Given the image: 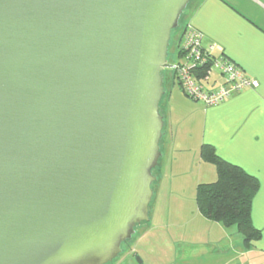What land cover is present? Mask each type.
<instances>
[{
  "label": "water",
  "instance_id": "1",
  "mask_svg": "<svg viewBox=\"0 0 264 264\" xmlns=\"http://www.w3.org/2000/svg\"><path fill=\"white\" fill-rule=\"evenodd\" d=\"M190 2L0 0V264H109L150 220Z\"/></svg>",
  "mask_w": 264,
  "mask_h": 264
},
{
  "label": "crops",
  "instance_id": "2",
  "mask_svg": "<svg viewBox=\"0 0 264 264\" xmlns=\"http://www.w3.org/2000/svg\"><path fill=\"white\" fill-rule=\"evenodd\" d=\"M188 27L202 33L204 47L217 44L214 56L230 58L259 86L206 106L184 93L175 69L166 70L165 135L150 220L138 227L113 264H172L178 257L184 264L189 249L180 244L188 242L191 227L197 258L190 264H264V0H198L189 12ZM222 80L214 70L210 85ZM204 145L258 179L251 216L260 237L251 244L237 227L212 221L199 209L198 185L217 179L216 165L202 156ZM172 221L187 226L174 249L169 238H180L169 226ZM139 254L142 261L135 263L133 255Z\"/></svg>",
  "mask_w": 264,
  "mask_h": 264
},
{
  "label": "trees",
  "instance_id": "3",
  "mask_svg": "<svg viewBox=\"0 0 264 264\" xmlns=\"http://www.w3.org/2000/svg\"><path fill=\"white\" fill-rule=\"evenodd\" d=\"M197 1L198 0H191L186 10L190 7L191 9L195 7ZM177 29H179V27ZM187 29L188 23L182 29L176 43L175 50L178 52L179 57H181V48L183 45L182 41ZM166 70L163 72V76L165 75ZM203 71L205 72V68H202V72ZM210 81L208 85H210ZM163 99L161 101V110L164 114L162 106ZM202 156L204 160L212 162L216 165L217 179L213 182L200 183L198 185L197 202L200 211L205 217L212 221L221 222L227 227H237L243 234L245 243L251 244L252 241L260 237V231L253 225L251 216L253 198L259 188L258 179L246 172L242 167L222 159L219 155H217L211 145L203 146ZM155 175L157 176L156 173ZM130 241L123 245V251Z\"/></svg>",
  "mask_w": 264,
  "mask_h": 264
},
{
  "label": "built area",
  "instance_id": "4",
  "mask_svg": "<svg viewBox=\"0 0 264 264\" xmlns=\"http://www.w3.org/2000/svg\"><path fill=\"white\" fill-rule=\"evenodd\" d=\"M202 39L201 32L188 27L182 42V60L174 66L181 88L189 98L212 106L247 88L259 86L257 79L248 76L230 58L214 56L213 52L219 48L217 44L204 47ZM214 70H218L223 80L211 86L208 84Z\"/></svg>",
  "mask_w": 264,
  "mask_h": 264
},
{
  "label": "rangeland",
  "instance_id": "5",
  "mask_svg": "<svg viewBox=\"0 0 264 264\" xmlns=\"http://www.w3.org/2000/svg\"><path fill=\"white\" fill-rule=\"evenodd\" d=\"M190 10H191V7L185 11V13L183 14V16L180 19L179 29L175 30L172 34L171 45L169 48V56H168V60L172 65H176L178 63V60H179L178 52L175 50V47H176L177 40H178V38L182 32V29L188 23V16H189ZM184 37H185V35H184ZM183 40H184V38H183ZM172 69H174V68H172ZM172 69H167V70L171 71ZM156 172H157V169L155 170V173ZM154 186H155V183L153 184V188H154ZM181 222L182 221H178V222L174 223V221H172L171 225H169L170 227H172L173 231H176L175 232V233H177L176 237L180 238L179 241H177L176 238H175V240H173L172 238H169L168 242L172 245L173 249L177 248V246L180 244V242H182L181 238L184 239V237L182 235L184 233V230L187 229L186 224L183 225L182 227H179V224H181ZM143 224H145V223H143ZM167 224H169V223L167 222ZM165 227H167V226H165ZM192 229H193V227L188 228V230H187L188 234H187L186 240H188V242H186L185 244H180L181 246H185L189 249V251L187 252V255L189 256V258L187 259V261L184 264H190L194 259L197 258V257H194L197 250L194 249L196 246L195 245L196 242H195V238H193ZM234 229H236V227H234ZM180 230H181L182 234H180ZM240 235H241V237L243 236L242 233H240ZM121 255L122 254H120L119 257H121ZM133 257H134V261H136L135 263H137V262L140 263V261H142V257L140 256V254L138 256L133 255ZM115 261L116 260H114L112 263H109V264H113ZM178 262H179V264H181V262H182V260L179 261V257L177 259H175L172 264H177Z\"/></svg>",
  "mask_w": 264,
  "mask_h": 264
}]
</instances>
